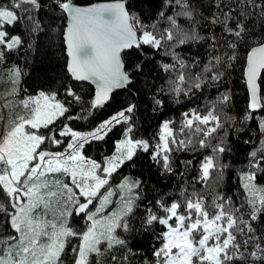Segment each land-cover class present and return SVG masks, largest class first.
I'll list each match as a JSON object with an SVG mask.
<instances>
[{
  "label": "snow or ice",
  "instance_id": "6c2138e0",
  "mask_svg": "<svg viewBox=\"0 0 264 264\" xmlns=\"http://www.w3.org/2000/svg\"><path fill=\"white\" fill-rule=\"evenodd\" d=\"M0 81V264H264V0H0Z\"/></svg>",
  "mask_w": 264,
  "mask_h": 264
},
{
  "label": "trees",
  "instance_id": "16d2710c",
  "mask_svg": "<svg viewBox=\"0 0 264 264\" xmlns=\"http://www.w3.org/2000/svg\"><path fill=\"white\" fill-rule=\"evenodd\" d=\"M89 2H98V0H89ZM205 3H207V0H204ZM59 68V65L56 64L54 61L49 62V61H45L40 68L37 71V76L39 77H43L45 75L47 76H52L55 75L57 70ZM38 82V81H37ZM4 86L2 85L1 88H3ZM235 175V173L230 174L227 183L232 184L234 183V181L231 179V176Z\"/></svg>",
  "mask_w": 264,
  "mask_h": 264
},
{
  "label": "rangeland",
  "instance_id": "374dc122",
  "mask_svg": "<svg viewBox=\"0 0 264 264\" xmlns=\"http://www.w3.org/2000/svg\"><path fill=\"white\" fill-rule=\"evenodd\" d=\"M2 85L5 87V84H4V82H3V81H0V94H2V92H3V90H4V87H3V88H1V87H2Z\"/></svg>",
  "mask_w": 264,
  "mask_h": 264
},
{
  "label": "water",
  "instance_id": "95a60500",
  "mask_svg": "<svg viewBox=\"0 0 264 264\" xmlns=\"http://www.w3.org/2000/svg\"><path fill=\"white\" fill-rule=\"evenodd\" d=\"M93 3H95V2H93Z\"/></svg>",
  "mask_w": 264,
  "mask_h": 264
}]
</instances>
